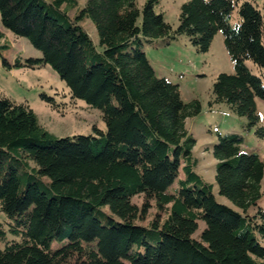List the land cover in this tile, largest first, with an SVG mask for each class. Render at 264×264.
<instances>
[{
  "label": "trees",
  "instance_id": "obj_1",
  "mask_svg": "<svg viewBox=\"0 0 264 264\" xmlns=\"http://www.w3.org/2000/svg\"><path fill=\"white\" fill-rule=\"evenodd\" d=\"M158 3L84 0L70 15L77 0H0L2 26L41 53L9 64L0 31L2 65H49L69 96L98 109L105 123L92 134L57 137L27 104L0 95V264H264L257 205L264 159L242 151L238 133L216 131L215 185L237 209L218 202L195 171V140L185 127L200 102H184L145 51L185 36L207 52L221 32L235 72L216 76L211 103L226 104L250 129L264 86L245 61L264 77L262 13L248 1L186 0L173 28ZM87 18L99 49L82 26ZM41 99L58 107L51 96ZM143 191L155 207L146 224L149 203L132 201Z\"/></svg>",
  "mask_w": 264,
  "mask_h": 264
},
{
  "label": "rangeland",
  "instance_id": "obj_2",
  "mask_svg": "<svg viewBox=\"0 0 264 264\" xmlns=\"http://www.w3.org/2000/svg\"><path fill=\"white\" fill-rule=\"evenodd\" d=\"M136 1L141 7L146 0ZM184 1L186 0H159L156 10L163 12L165 20L176 28L180 6ZM243 1L255 5L262 13L264 21V0H239V3ZM77 2V8L70 10V15H74L84 4V0H77ZM233 14L236 18V8ZM82 26L99 49L98 35L91 20L84 19ZM0 31L5 35V42L8 44V49L2 54L9 64H13L18 56L40 57V51L24 37L15 36L5 29L1 22ZM145 46L146 55L158 75L165 76L169 81L179 85L181 99L184 102L194 99L200 102V112L185 121L188 133L195 140L192 148V155L196 158L195 171L205 181L213 184L212 192L218 202L237 209L217 192L214 179L217 160L212 156V147L217 142L216 131L235 132L243 138L242 151L258 154L264 159V135H261L258 130V128L264 130V101L256 98L259 122L256 127L250 129L245 128L246 119L237 116L226 104L211 103L212 84L216 76L222 72L228 74L235 72L221 32L213 36L207 52L197 51L185 36H179L168 44L154 41L153 44H145ZM245 64L251 73L261 76L264 86V77L256 66L250 60H246ZM41 94L53 97L58 107L53 108L43 101ZM0 95L16 103L27 104L35 112L39 124L57 137L92 134L94 128L105 130L101 112L89 107L83 100L71 98L68 89L49 65L39 68L6 69L0 61ZM261 184L262 196L257 205L264 209V179ZM132 201L138 206H142L144 201L149 203L145 219L140 221L146 224L152 219L155 211L154 197L149 192L143 191ZM254 211L256 207L249 209V213ZM3 218L4 215L0 213V221ZM202 227L203 222L200 221L199 231Z\"/></svg>",
  "mask_w": 264,
  "mask_h": 264
}]
</instances>
